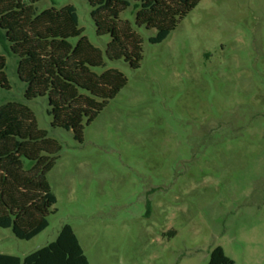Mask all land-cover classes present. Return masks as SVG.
<instances>
[{
	"label": "rangeland",
	"instance_id": "1",
	"mask_svg": "<svg viewBox=\"0 0 264 264\" xmlns=\"http://www.w3.org/2000/svg\"><path fill=\"white\" fill-rule=\"evenodd\" d=\"M74 6L83 36L126 86L84 127L53 128L46 98L27 101L17 57L7 54L18 102L60 147L47 175L56 204L31 240L0 228V254L21 259L75 232L89 264H207L223 248L236 264H264V0H201L159 44L142 39L137 69L109 60L87 0H42L37 13ZM77 38L71 39L76 44Z\"/></svg>",
	"mask_w": 264,
	"mask_h": 264
},
{
	"label": "trees",
	"instance_id": "2",
	"mask_svg": "<svg viewBox=\"0 0 264 264\" xmlns=\"http://www.w3.org/2000/svg\"><path fill=\"white\" fill-rule=\"evenodd\" d=\"M42 0H0V45L17 57V76L26 85L27 101L46 98L52 127L71 131L82 140L85 126L126 86L116 69L101 74L102 52L79 27L74 6L54 7L37 13ZM98 36H110L109 60H124L137 69L142 39L121 14L135 13V26L155 30L151 44L163 42L201 0H87ZM77 38L76 44L71 39ZM0 51V90L11 86ZM60 147L39 130L33 111L25 104L0 105V228L11 229L19 240H31L48 226L57 200L47 180ZM0 264H89L69 225L57 239L21 259L0 254ZM207 264H236L223 248L212 250Z\"/></svg>",
	"mask_w": 264,
	"mask_h": 264
}]
</instances>
